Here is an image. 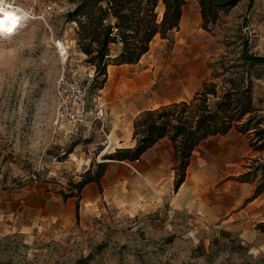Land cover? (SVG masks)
Instances as JSON below:
<instances>
[{
    "label": "rangeland",
    "instance_id": "374dc122",
    "mask_svg": "<svg viewBox=\"0 0 264 264\" xmlns=\"http://www.w3.org/2000/svg\"><path fill=\"white\" fill-rule=\"evenodd\" d=\"M222 2L216 20L204 29L198 1L187 0V26L173 32L172 41L157 36L143 64L186 58L183 65L199 70L200 86L214 73L221 74L215 81L236 73L249 77L257 114L264 117V62L250 63L242 54L246 49L264 57V0ZM6 5L21 21L11 34L0 33V199L34 182L70 192L82 174L123 147H115L109 126L102 132L96 125L90 135L69 140L51 135L61 67L57 44L69 43L70 58L86 65L76 47V24L65 17L73 5L2 0L0 7ZM47 6L51 9L44 13ZM92 79H84L89 103L103 102L109 111L112 98L103 88L96 90ZM144 98H151L149 91ZM141 104L138 100L134 107ZM230 134L239 136L230 149L224 134L216 137L220 144L211 138L193 150L189 174L199 196L192 207L105 205L70 228L0 233V264H73L87 255V264H264V151L249 146V133L232 128Z\"/></svg>",
    "mask_w": 264,
    "mask_h": 264
},
{
    "label": "trees",
    "instance_id": "16d2710c",
    "mask_svg": "<svg viewBox=\"0 0 264 264\" xmlns=\"http://www.w3.org/2000/svg\"><path fill=\"white\" fill-rule=\"evenodd\" d=\"M73 7L65 17L74 22L77 49L85 55L84 63L94 68V88L103 87L108 65L137 63L150 49L156 35L172 41L179 29L182 7L187 0H67ZM202 28L217 18L222 0H197ZM115 46V48H114ZM114 49V52H112ZM250 63L264 62V57L243 51ZM214 73L202 82L188 100H180L139 112L133 120V147L117 148L106 158L135 160L157 140L168 137L175 150L174 188L186 177L193 150L209 136L226 134L232 128L249 133V146L264 151V117L257 114L249 77L236 73L228 78ZM105 162L95 171L88 169L73 189L64 196L76 194L88 182L99 183ZM75 190V192L73 191ZM262 190H258L260 193ZM76 204V211L78 210ZM76 219H79L76 212ZM91 255L77 258L73 264H87Z\"/></svg>",
    "mask_w": 264,
    "mask_h": 264
},
{
    "label": "crops",
    "instance_id": "0c3cea01",
    "mask_svg": "<svg viewBox=\"0 0 264 264\" xmlns=\"http://www.w3.org/2000/svg\"><path fill=\"white\" fill-rule=\"evenodd\" d=\"M188 12L184 5L179 27L187 26ZM193 13L198 20V10ZM157 36L159 35L154 39ZM143 58L145 60V54L137 63L107 67V78L102 90L104 95L109 96L108 100L112 98L107 122L109 136L117 138L118 145L115 147L135 145L130 128L139 112L186 100L200 86L202 77L198 74L199 70L183 65L186 58L172 56L166 62L157 59V63L153 61L149 66L147 63L143 64ZM88 70L94 74L92 66H88ZM147 91L151 96L149 99L144 98ZM138 100L142 104L134 107ZM229 133L230 130L226 135L217 134L225 136L223 141L227 149L231 147V140L239 138L231 134L229 136ZM217 135L209 136L205 140L214 138V142L220 144L221 139H216ZM174 163L175 150L171 140L165 136L144 151L137 161L106 160L99 183L88 182L78 196H64L63 193L68 192L51 187L49 190L41 183L27 184L14 197L0 199V233L27 232L49 227L70 228L77 221L76 212L79 222H82L105 205L149 210L167 202L174 210L190 208L199 196L197 180L189 174L191 162L187 167L185 180L178 188H174ZM77 203L79 207L76 211Z\"/></svg>",
    "mask_w": 264,
    "mask_h": 264
},
{
    "label": "built area",
    "instance_id": "2783aa9c",
    "mask_svg": "<svg viewBox=\"0 0 264 264\" xmlns=\"http://www.w3.org/2000/svg\"><path fill=\"white\" fill-rule=\"evenodd\" d=\"M7 8L12 7L8 5ZM50 9L51 7L47 6L44 13ZM61 44V48L56 47L61 67L55 80L51 135L64 140L77 136L85 137L91 134L96 125L103 132L108 126L110 112L103 102L89 103L84 84L85 77H92L94 74L88 70V65H80L70 58L69 43L61 41Z\"/></svg>",
    "mask_w": 264,
    "mask_h": 264
},
{
    "label": "clouds",
    "instance_id": "9594fccd",
    "mask_svg": "<svg viewBox=\"0 0 264 264\" xmlns=\"http://www.w3.org/2000/svg\"><path fill=\"white\" fill-rule=\"evenodd\" d=\"M15 23V17L13 16V12L11 11H5V14L3 16V29L5 32H7Z\"/></svg>",
    "mask_w": 264,
    "mask_h": 264
},
{
    "label": "snow or ice",
    "instance_id": "6c2138e0",
    "mask_svg": "<svg viewBox=\"0 0 264 264\" xmlns=\"http://www.w3.org/2000/svg\"><path fill=\"white\" fill-rule=\"evenodd\" d=\"M0 3H2V0H0ZM5 14V11L2 7H0V33L4 32V29L2 27L3 25V16ZM13 16L15 17V23L13 24V26L7 31L9 34H11L15 29L16 27L18 26L19 24V20H20V17L17 16L15 13H13Z\"/></svg>",
    "mask_w": 264,
    "mask_h": 264
},
{
    "label": "bare ground",
    "instance_id": "6f19581e",
    "mask_svg": "<svg viewBox=\"0 0 264 264\" xmlns=\"http://www.w3.org/2000/svg\"><path fill=\"white\" fill-rule=\"evenodd\" d=\"M5 7H6V8H5ZM7 7H8V5H6V6H2V8L4 9V11H11V12L15 13L17 16L20 15L18 12H16V11H12V9H8ZM19 17H20V16H19ZM20 21H21V20H19V22H20ZM2 33L8 34V32H5V31L2 32ZM57 46H59V48H61V47H62V44H61V43H58Z\"/></svg>",
    "mask_w": 264,
    "mask_h": 264
}]
</instances>
